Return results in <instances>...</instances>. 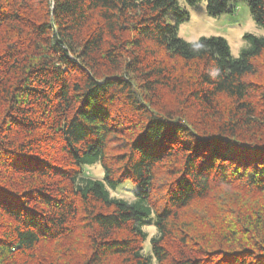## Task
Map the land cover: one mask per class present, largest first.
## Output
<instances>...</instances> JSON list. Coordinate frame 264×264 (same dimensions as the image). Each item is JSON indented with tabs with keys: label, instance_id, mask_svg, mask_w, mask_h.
<instances>
[{
	"label": "trees",
	"instance_id": "16d2710c",
	"mask_svg": "<svg viewBox=\"0 0 264 264\" xmlns=\"http://www.w3.org/2000/svg\"><path fill=\"white\" fill-rule=\"evenodd\" d=\"M242 1L264 26V0ZM187 18L177 0H0V264H264V36L234 57L180 37Z\"/></svg>",
	"mask_w": 264,
	"mask_h": 264
},
{
	"label": "rangeland",
	"instance_id": "374dc122",
	"mask_svg": "<svg viewBox=\"0 0 264 264\" xmlns=\"http://www.w3.org/2000/svg\"><path fill=\"white\" fill-rule=\"evenodd\" d=\"M181 8L188 12V18L178 23V35L185 40L193 41L200 36L220 35L223 36L230 48L232 56L236 57L240 51L249 45V41L244 37L245 33H252L257 36H264V26L257 24L251 14L248 5L238 0L232 12H223L219 15H210L206 10V0H198L189 4L184 0H177ZM170 23H176L174 16H169ZM84 175L101 179L103 168L99 162L83 167ZM135 187L129 183H124L116 189H110V194L116 197L131 199L134 195ZM147 237L143 243V250L150 253L149 238L156 233L152 224L143 226ZM155 264V262H152Z\"/></svg>",
	"mask_w": 264,
	"mask_h": 264
}]
</instances>
